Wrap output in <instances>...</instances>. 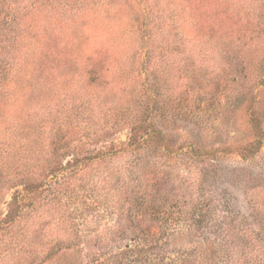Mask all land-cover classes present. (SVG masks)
I'll use <instances>...</instances> for the list:
<instances>
[{
	"label": "trees",
	"instance_id": "obj_1",
	"mask_svg": "<svg viewBox=\"0 0 264 264\" xmlns=\"http://www.w3.org/2000/svg\"><path fill=\"white\" fill-rule=\"evenodd\" d=\"M78 1L71 0L70 7ZM41 2L47 4L46 8L58 9L59 4L53 0ZM168 3L167 9L157 7L158 2L149 3V10L157 9L159 16L151 20L154 27L146 29L137 40L143 54L140 75L150 69L152 78L150 87L141 94L148 97L166 84L168 71L165 73L162 68L172 67L171 63L180 68L182 62L183 79L205 80L201 63L194 61L187 49H211L226 64L227 84L222 90L225 110L241 111L242 125L252 132L251 143H262L264 134L255 106L251 100L246 103L251 90L240 81H246L248 76L264 79L262 60L244 37L229 29L234 19L238 20L236 25L240 23L246 0ZM163 10L167 13L160 12ZM250 11L246 14L251 18L247 26L264 31V17L258 16L255 9ZM14 23L16 17L6 21L0 41L8 38ZM130 42L133 45L134 41ZM105 55L103 47L95 53L99 58ZM90 75L87 85L95 92L102 75L95 67ZM82 85L83 79H71L60 88L64 96L62 111L56 123H49L53 126L52 143L48 146L55 159L52 165L32 163V157L15 159L20 151H30V143L26 139L16 146L19 129L12 134L14 123L0 124V132L6 131V141L0 143V202L4 208V212L0 208V242L9 238L2 257L6 264H235L239 251L223 241L231 230L225 223L213 220L204 196L159 166H148L151 158L158 155L170 159L173 152L169 143H147L157 140L154 134H161L153 119L154 113L160 112L156 103L127 104L123 98L121 102L125 103L114 114V125L129 126L128 142L79 151L74 142L82 138L78 135L82 123L93 121L89 116L93 103L88 106L94 100L80 93L86 89ZM120 86L127 89L125 82ZM177 232H190L199 241L191 249L168 258L162 254V238ZM241 257V264H264V244L258 253L250 257L246 254L245 260Z\"/></svg>",
	"mask_w": 264,
	"mask_h": 264
},
{
	"label": "rangeland",
	"instance_id": "obj_2",
	"mask_svg": "<svg viewBox=\"0 0 264 264\" xmlns=\"http://www.w3.org/2000/svg\"><path fill=\"white\" fill-rule=\"evenodd\" d=\"M20 1L0 0V34L6 21L17 18L8 38L0 41V124L14 123L10 133L19 129L16 146L27 139L31 147L14 158L32 157V163L48 165L55 161L48 147L53 138V126L49 123L58 121L64 97L60 88L71 79H83L86 89L80 93L94 99L88 106L93 103L89 114L93 121L82 123V132L78 134L82 138L74 142L82 153L86 147L128 142L129 126L114 125V114L120 105L156 103L160 112H155L153 119L161 134H154L157 140L147 143H169L173 152L170 159L158 155L151 158L148 166H159L185 182L194 193L204 196L214 214L213 220L225 223L231 230L223 241L239 251L235 264H241V256L245 260L246 254L250 257L258 253L264 244V135L262 143H251L252 132L242 125L241 111L225 110L222 90L227 81L222 57L204 47L188 48L187 54L201 63L202 68H198L205 80L183 79L182 62L180 68L171 63L172 67L162 68L169 72L165 74V78L169 76L166 84L148 97L141 94L150 87L152 78L150 69L140 75L143 54L137 40L146 29L154 27L151 20L159 16L157 9L149 10V3L158 2L157 7L167 9L170 0H79L72 8L71 0H53L59 4L56 10L46 8L41 0H24L22 4ZM251 9L264 17V0H246L240 23L236 25L238 20L234 19L229 29L257 51L264 73V31L247 26L251 18L246 14ZM130 40L133 45H129ZM100 47L106 48L102 58L95 56ZM94 67L102 75L95 92L87 85ZM240 81L251 90L246 103L253 101L264 134V79L248 76L246 81ZM123 82L127 89L120 86ZM125 97L126 101L121 102ZM4 132H0V143L6 141ZM1 161L0 157V168ZM0 208L4 212L1 202ZM8 239L0 242V264H6L2 257ZM162 240V254L168 258L191 249L199 241L190 232H177Z\"/></svg>",
	"mask_w": 264,
	"mask_h": 264
}]
</instances>
